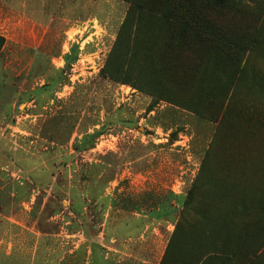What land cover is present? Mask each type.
<instances>
[{
    "label": "rangeland",
    "instance_id": "374dc122",
    "mask_svg": "<svg viewBox=\"0 0 264 264\" xmlns=\"http://www.w3.org/2000/svg\"><path fill=\"white\" fill-rule=\"evenodd\" d=\"M51 1L0 7V264H264V0L210 8L214 39L163 0ZM127 16L136 89L101 75Z\"/></svg>",
    "mask_w": 264,
    "mask_h": 264
},
{
    "label": "trees",
    "instance_id": "16d2710c",
    "mask_svg": "<svg viewBox=\"0 0 264 264\" xmlns=\"http://www.w3.org/2000/svg\"><path fill=\"white\" fill-rule=\"evenodd\" d=\"M122 1L130 2L132 3L131 6L134 5L138 7L141 14V9L137 5V2H131V0ZM228 1L229 0H182L176 1L173 6L168 7V2H166V0H163L165 11L163 14L160 15V19L168 21L167 15L170 14L174 25H176L180 29L182 35L188 33L193 34L196 38H203L205 34H209V36L214 39L213 35L214 33H216L215 25L217 22L211 21L209 18L210 15L207 19L206 12L210 8H216L214 10H217L219 8L224 7ZM130 9L132 11V8ZM149 11L150 13H153V9L151 7H149ZM127 22L128 16L126 17L118 35L116 36V40L113 44L111 51L108 54L105 65L101 71V75L107 77L109 80H112L115 83L129 85L133 89H136L135 86L130 84V82H128L129 80H127L126 78H128V76L132 74L133 70H139L137 80L141 78L143 74L147 75L148 70L154 67H151V60H153L154 58H152L153 52L151 49L143 50L142 47L139 46L140 41L137 39L139 35L138 28H135L133 34L129 36L122 35L123 29L126 28ZM217 41L220 43V40L217 39ZM0 42H4V39L2 37H0ZM206 43L212 44L214 42L213 40H206ZM156 72L157 70L155 71V73ZM148 92L155 93L151 90H148ZM156 95H158V97H160L161 99L168 100L165 95ZM205 162L207 163L206 157L203 159L202 166L198 172L197 177L193 182L190 194L186 198L184 204V212L179 218V223L177 224L176 229L179 225L185 223V219H187V212L185 211L190 212L194 217V219L192 220L193 224L197 219H203V217L198 214L197 210L191 209L189 207V196L193 197L195 194L196 196L199 195V191H201L202 187H205L206 190H209L212 189L214 186L215 179L211 177L213 175H209L205 172ZM196 206H198V208L200 206V202L198 200H196ZM190 226H192V223H190ZM175 237L176 234H173L169 242V248L167 249V253L168 250L171 249Z\"/></svg>",
    "mask_w": 264,
    "mask_h": 264
},
{
    "label": "crops",
    "instance_id": "0c3cea01",
    "mask_svg": "<svg viewBox=\"0 0 264 264\" xmlns=\"http://www.w3.org/2000/svg\"><path fill=\"white\" fill-rule=\"evenodd\" d=\"M52 3H60V1H57V2H55V1H51ZM13 5H17V6H19V5H21V6H25L26 5V0H0V7H3V8H11V9H13ZM18 14V13H17ZM27 14V13H26ZM28 16H26V15H18L17 17H18V21L19 20H29L30 22H35V24H36V26H41V27H43L42 25H40V24H38V22H39V20H37V19H34V18H30L29 16V13L27 14ZM4 21H5V19H3ZM89 22H91V21H89ZM87 24V23H86ZM86 24H85V26H86ZM91 28H92V26H90Z\"/></svg>",
    "mask_w": 264,
    "mask_h": 264
}]
</instances>
